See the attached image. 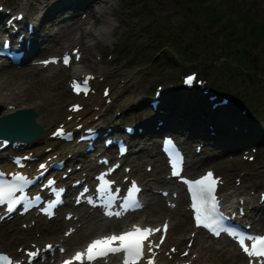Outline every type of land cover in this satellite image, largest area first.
<instances>
[{
    "label": "rangeland",
    "instance_id": "1",
    "mask_svg": "<svg viewBox=\"0 0 264 264\" xmlns=\"http://www.w3.org/2000/svg\"><path fill=\"white\" fill-rule=\"evenodd\" d=\"M40 1L0 0V6L3 5L15 12L27 3L29 20L37 23V19L44 14V11H39L37 14L34 12L36 3L40 4ZM56 1L43 0L44 10ZM113 3L115 5L118 3V8L122 12L120 19L108 14L106 17H97L95 21L94 18L87 17L88 11L79 12L80 18L87 22L83 28L92 29L93 32H97L100 28L110 30L108 47H93L91 56L96 61V68H102L108 72V79L100 77L96 80L101 84V87L95 95L100 96L103 85L107 83L111 86V92L119 91V88L121 91L113 100L108 115L102 119L104 129L115 127L122 131L125 125L138 126L139 120L152 121L154 127L159 120L151 109V102L158 86L162 85V91L165 93L163 101L168 103V96L171 100L172 94L182 83L183 76L190 72L198 73L197 79L206 80L207 85L218 89L221 96L229 94L232 99L234 96L235 99L244 103L242 110H236L237 112L234 113L239 119L251 125L252 135L258 140L256 144H251V137L244 141L243 132L237 136L241 131L240 126L238 129L230 126L229 131L220 134L222 137L220 138L224 141L229 140L226 148H234L237 151L222 155L220 150L206 151L204 146L202 154L198 156L203 160V166L199 172L204 168L213 167L218 172L229 174L232 184L236 187H246V191L250 192L249 196L254 198V202L262 206L260 212L252 211L250 213L252 220L257 229H264V201L258 200L261 197L260 193H264V80L253 76L257 75L264 79V37L248 34L251 29L264 26V0H113ZM68 16L69 12H62L57 17L46 18L43 25L37 27V32L41 35L39 39L44 41L45 46L44 53L39 57L44 58L48 54H56L67 46L68 50L77 45L80 48L81 44L78 38L81 33L79 30L72 31L70 29L71 21H67ZM110 17L113 19L110 20ZM106 18L111 25H118L115 32H111V26L104 23ZM52 20L56 22L54 26L49 25ZM120 21H122L121 25H119ZM253 23L255 27H252ZM227 27H229L228 30H226ZM64 28L62 36L64 41L61 44L45 39V34L46 36L59 35V31ZM69 38L72 39L67 40ZM84 41L88 42L86 39ZM122 65L131 67L128 75L116 71ZM13 70H30L33 74H29V77L36 76L38 78L48 77L55 72L58 74L53 82L57 98L56 105L65 109L69 101L74 100L67 87L69 69L52 67L41 70L39 67H26L25 65L21 69L3 68L0 71V76L4 71L11 72ZM18 78L16 77L17 81L22 80ZM168 87L171 89L170 92L166 91ZM66 94L69 97L67 99H65ZM126 96H129V99L126 100L124 98ZM203 96L209 99L208 95ZM184 98L181 104H184L185 107L189 103V98L185 96ZM141 99H145L144 105L138 104ZM245 108H247V112L243 113ZM98 109L99 107H96V110ZM185 117L190 116L185 114ZM61 121L59 115L54 125ZM209 136H213L211 131ZM178 137L184 143L183 146L187 154L189 151H196L197 147L203 144L194 142L189 147V142L184 136ZM159 141L160 137L155 133L153 136L143 138L137 134L130 140L134 145L131 149L137 154L128 156L127 161L130 157L133 159L134 156L141 157L142 152L139 150L142 146L149 148L162 160L163 158L159 154ZM235 141L236 146H234ZM84 147L81 149L83 150ZM253 148L254 150L256 148V152L253 151ZM244 154L255 156V159L246 160L243 158ZM154 158V156H150L138 159L142 172L150 175L156 172ZM149 165L153 167L150 172H148ZM161 174H165V171H162ZM153 187L154 191L160 190V187ZM155 195L159 194L155 193ZM163 206H165L164 203ZM178 212L185 213L190 220L185 201L179 204ZM147 215L142 213L138 218L143 217L144 219ZM60 220H62V216L52 222H47L44 219L37 222L31 219L17 221L14 219L0 227V249L9 252L13 245L14 251L19 254L20 245L16 242V238L21 234H29L32 239H40V244L61 237L64 229H60L54 237L46 238L38 228L44 223L57 224V221ZM34 222L35 226L24 228L26 225L31 226ZM12 226L15 228L14 231L10 230ZM28 229L31 230L28 231ZM185 232L188 235L190 230ZM26 243L28 245V242ZM207 244L219 247L220 241H211ZM186 246L187 243L184 240L181 250ZM200 247L201 245L198 244L197 250ZM229 248L234 255L221 253L213 255L207 252L213 257L209 261L220 264H245L233 246H229Z\"/></svg>",
    "mask_w": 264,
    "mask_h": 264
},
{
    "label": "bare ground",
    "instance_id": "2",
    "mask_svg": "<svg viewBox=\"0 0 264 264\" xmlns=\"http://www.w3.org/2000/svg\"><path fill=\"white\" fill-rule=\"evenodd\" d=\"M43 3V0H41L40 4L36 3V7L34 8L35 14H37L39 11H44L45 14V17L43 14L37 19V23L35 25L36 32L37 27L39 25H43L45 20H47L46 18L51 19L57 17L62 12H69L67 21H71L70 29L72 31L79 30L81 33L78 40L81 44L82 59L70 68L67 76L70 78L73 75H80L81 73L86 72L95 74L98 79L100 77H105L108 79V72L102 68H96V61L93 60L91 56L93 54V47H108V35L110 34V30L100 28L97 30V32H93L92 29L83 28V26L87 22L84 19L80 18L79 12L82 10L86 12L88 11L87 17L90 16L94 18L95 21L97 20V17H106L108 14L117 19H120L122 17V12L118 8V3L115 5L113 3V0H57L56 2L52 3L46 10H44V6H42ZM18 13H24L25 22H33L28 18L29 10L27 3L22 5L19 10L13 12L12 16ZM7 18L8 17H6L4 12H0V29L3 30L4 33L7 32V28L4 26L3 20H6ZM112 19L113 18L110 17V20ZM20 23H22V21ZM104 23H107L111 26V32H115L117 30L118 25H111L107 18ZM121 23L122 21H120L119 25H121ZM55 24L56 22L52 20L49 25L54 26ZM1 30L0 33H3V31ZM64 30L65 28L60 30L59 35L46 36L45 34L44 37L47 41L61 44L64 41L62 37L64 35ZM26 31L27 29L23 25L20 33H22L24 37H29L30 35ZM40 36L41 35H39V33L37 32V35L32 38L33 40L36 39L37 41L35 45H32L31 50L28 53L29 59L39 57L45 51L44 44L37 45V42L40 41ZM71 39L72 38H69L67 40ZM85 39L88 40V42H85ZM63 49H68V46ZM89 61L90 64H88ZM130 68L131 67L129 65H122L116 71L128 75V73H130L131 71ZM1 70H3V67H0V71ZM29 74L33 73L30 70H13L11 72L4 71V73L1 74L0 117L2 118L18 110L32 109L36 112V123L38 124V127L42 126L43 131L39 136L32 139V142L29 146H20L19 148H17L19 149L17 152L5 150L4 152L0 153V157L3 154L8 153L21 155L33 152V156L38 157L41 161H46L48 157L53 158L56 154H60V157L62 158H67L68 153L75 152L78 156H74L70 159L67 158V161L69 163L68 166H71L73 164L74 159H76L77 161L81 160L84 163V170L80 172H74L70 176V179L80 178L85 171L91 172L101 169L97 167L96 163H90V155L88 153H84V149H81L86 146V143L76 144L74 142L66 144L57 140L50 139L48 136L51 132L50 129L54 126V123L58 119L59 115L62 119L61 122L66 123L70 128L80 123L84 125V128L89 127L90 125L94 126L95 128H102V119L103 117L108 115L112 104H106L105 99L102 95H91L85 99L78 98L72 103L70 102L69 105L75 102H80L84 105V108L78 114L74 115L72 121L68 122L67 116H69V113L67 112V109H63L62 107L60 108L56 105L57 98L53 82L58 74L53 73L52 75H50V77L41 78H38L36 76L29 77ZM16 77H19L18 79L22 80L17 81ZM179 89H185L184 85H180ZM166 91L170 92L171 89L168 87ZM120 92L121 91L119 88V91L115 90L110 94L109 97L111 98L112 103L116 96L120 94ZM194 92L202 99L204 104V111H201L195 107L191 108L189 104L185 106V109L184 104H181L184 96L179 93L176 97L172 96L171 100H169L168 96V103H165V101H163L164 98H162L161 104L158 107V110L155 112V117H157V120L163 122L162 126L157 127V125H155L153 127L152 121L144 122L143 120H139L137 124L142 128L143 133L146 132L145 134L142 133L143 135H140L141 138L146 136H153L154 133L157 134L158 137H162L166 134L171 133L177 136H184L189 142V147H191L194 142H202L203 144H200L202 145L200 152L197 153L196 151H189L187 157V169L188 172L193 175L198 173L203 166V160L201 158H198V156L202 154L204 146L206 147V151L220 150L222 152V155L231 154L237 151V149L226 148L229 140L224 141L220 138V134L222 132L229 131L230 126L235 129H238V126H240V130L246 128L245 121L239 119L236 113L227 115L225 112V107L218 108V110H220L221 112L220 114H213L210 109V104L213 103L206 99V97L204 98L203 93L199 90V86L195 85ZM164 94L165 93H163V96ZM65 96V99L69 98L67 94ZM124 98L127 100L129 99V96H126ZM138 104L144 105L145 99L139 100ZM96 107H99V109L96 110ZM189 113H191V115ZM185 114H188L190 117H185ZM95 117H98V119H95ZM78 118H81V120L78 121ZM15 123L16 122L13 121V124ZM21 124L22 120L20 121L19 125L21 126ZM247 126L251 128V125L247 124ZM210 131L211 134L213 133L212 137L209 136ZM116 132L118 133L120 132V130L114 128V133ZM49 147H53V150L46 152V149ZM139 151L142 152V156H134L135 160L130 157L127 161V159L124 158V162L128 165H131L132 167L129 176L139 179V181L144 186L143 197L147 201L146 209H144L142 212L135 213V215L140 216L142 213H146L147 215L148 213L146 218L143 219L142 217L140 219L146 225L157 226L165 219H169L171 227L169 229V234L165 245H169V247L171 245H175L177 248H179V246L183 244V240L180 239V236L184 238L187 235V232L185 231L189 229L193 231L191 220H188L186 214L183 212L177 213L179 204H181V202L185 198L183 194L180 193L175 201L177 203V206L175 208H169L166 206L167 199L154 194L153 191L155 188L153 186L160 187L163 190L176 188L175 190L177 191L179 187L173 180L161 178L160 174L164 170V162L156 156V153L153 154L152 151L149 148H145V146H143V148ZM109 152L110 149H107L106 153ZM150 156L155 157L153 161L157 169L156 172L152 175L142 172L140 164L138 163V159H145ZM0 163L6 164L8 163V160H0ZM88 174L89 173H87L86 175ZM218 175H221L223 177L224 184L221 187V192L223 198H225L228 203H239L242 199H244L248 209L251 208V211L254 209L256 212H260L262 206H260L259 203L254 202V198L251 195L249 196L250 192L248 193L246 191V187H236L235 185H233L229 174H227L226 172H218ZM65 182L66 181H63V183ZM163 203L165 204V206H163ZM69 209H71L73 213L78 215L77 220L72 218L69 221H66L65 218L62 217V220L57 221V224L54 223L50 225L44 223L43 225L41 224L42 226H38V228L46 238L54 237L60 229H65V233L70 226L76 227V231L69 237H65L62 235L61 237L49 240L50 243L53 244L61 243L66 248V251L69 254L73 250L77 249L80 245H82L85 241L94 237L105 235L106 233L111 232L116 226L121 225L123 222L115 220H103L100 219L97 212L89 213V211H84L74 207L72 208L70 206L65 208V211H68ZM29 218H31V220L35 219L33 215H29L24 219L28 220ZM249 219L251 220V218ZM55 220H57V218H55ZM10 230L14 231L15 228L12 226L10 227ZM30 230L31 229H28V231ZM31 241L40 244V239H32L29 234H21L16 238V242H18L20 246L23 244L26 245V242H28V244H31ZM44 244L45 242L41 244V247H43ZM198 244L201 245V249H198L199 259L195 260L194 264H200V262H202L203 264L210 263L209 260H211V258L213 259V257H211V255L207 252H210L213 255L217 253L230 255L232 254V251L229 248L230 243L228 241H220L219 247L206 245V241L204 240V233L202 231H199V237L196 245ZM10 252L14 254L16 258L22 257V255H19L14 251L13 245L11 246ZM186 260L190 259L187 258ZM112 263L115 264V261H113ZM158 264H170V260L165 258L162 253L161 255H159ZM218 264L220 263L218 262Z\"/></svg>",
    "mask_w": 264,
    "mask_h": 264
},
{
    "label": "snow or ice",
    "instance_id": "3",
    "mask_svg": "<svg viewBox=\"0 0 264 264\" xmlns=\"http://www.w3.org/2000/svg\"><path fill=\"white\" fill-rule=\"evenodd\" d=\"M18 19V18H14ZM11 23V22H10ZM10 48V44L5 42L3 48H0V55H7L4 49ZM76 60L80 59L78 50L74 53ZM59 60L53 59L49 61H43V63H59ZM71 57L66 55L63 58V64L65 66L70 65ZM94 77H85L82 81L74 80L72 83L73 90L77 93H83L85 95L90 91L89 81ZM195 79L194 76L187 78V83L191 84ZM107 95V93H105ZM72 111H79L80 106L75 105L71 109ZM71 119V117L69 118ZM56 135L71 137V133H65L63 127L58 130ZM169 148L166 149L169 156V163L171 167V174L175 177H179L183 183L187 185L190 199L191 209L194 213V220L197 227H202L208 230L215 237H220L222 233L227 234L238 242L243 252L249 258H261V264H264V235H253L246 233L236 226L230 223L231 217L226 216L221 211L220 200L217 195L218 186L222 183L219 177L211 171L207 172L201 178L194 181L185 179L182 176L183 169V155L175 147V145L168 141ZM122 152L126 151V148L121 149ZM19 164V161H17ZM106 163V161H105ZM22 166V165H21ZM46 165H41L42 170L46 169ZM118 167V165L116 166ZM114 169H110L109 173ZM108 173L98 178V187L96 190V198H88L86 196L87 189L78 198L86 199L87 202L93 206L102 207L105 211L104 214L109 217H122L129 211H136L144 207L143 201L140 198L142 189L136 183L132 181L123 197L119 196V190L113 191L112 185L114 181H109L107 177ZM34 183V180L21 174H11L10 178L6 177V174L0 170V206H6V213H13L17 210L18 206H23L24 211H28L31 206H34L33 199H39V197H29L27 195H17L18 193H25L26 188ZM51 186H54V181H49ZM61 192L62 203V190ZM168 196V193H163ZM57 204H50L49 208L41 209L48 216L54 215L51 210L57 207ZM174 206V205H173ZM118 208L119 210H113ZM3 217H0L2 219ZM71 218V217H69ZM167 223L163 226V231L167 233ZM160 228L153 229L151 227H140L139 225H133L131 230L121 232L120 234L106 235L101 238L92 240L85 251H77L71 258L65 260L63 264H95L99 260H107L110 256L123 254L122 264H140L142 260H145V243H148V250L151 253V258L147 259V264H155V249L159 245L154 244L150 237L160 232ZM70 234V233H66ZM251 242L250 246L248 242ZM163 243V237L161 238V244ZM48 250H52V245H47ZM64 251L63 248L60 249ZM175 251V249H173ZM29 257L28 264H33L37 258L41 255V249L35 251H29L26 253ZM187 255V253H184ZM0 262L3 264H16L15 261L10 259L5 254H0Z\"/></svg>",
    "mask_w": 264,
    "mask_h": 264
},
{
    "label": "water",
    "instance_id": "4",
    "mask_svg": "<svg viewBox=\"0 0 264 264\" xmlns=\"http://www.w3.org/2000/svg\"><path fill=\"white\" fill-rule=\"evenodd\" d=\"M35 112L32 110L20 111L15 114L9 115L5 119L0 120V138L6 137L11 140H25L30 141L31 139L39 136L42 132L41 127L35 120ZM8 118H20L22 119L21 126L19 125L16 131H5L4 125Z\"/></svg>",
    "mask_w": 264,
    "mask_h": 264
},
{
    "label": "trees",
    "instance_id": "5",
    "mask_svg": "<svg viewBox=\"0 0 264 264\" xmlns=\"http://www.w3.org/2000/svg\"><path fill=\"white\" fill-rule=\"evenodd\" d=\"M252 22V21H250ZM252 27H255V24L253 23V26ZM229 27L226 28V30H228ZM233 29V27H232ZM232 31V30H231ZM249 34L252 35V36H255V37H264V26L262 27H259L257 29H251L249 31Z\"/></svg>",
    "mask_w": 264,
    "mask_h": 264
}]
</instances>
